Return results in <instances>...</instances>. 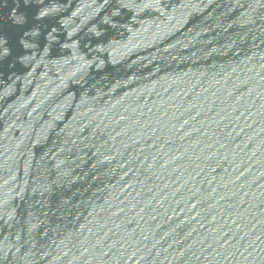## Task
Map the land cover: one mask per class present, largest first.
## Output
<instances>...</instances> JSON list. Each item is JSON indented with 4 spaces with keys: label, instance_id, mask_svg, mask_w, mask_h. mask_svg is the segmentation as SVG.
<instances>
[{
    "label": "water",
    "instance_id": "95a60500",
    "mask_svg": "<svg viewBox=\"0 0 264 264\" xmlns=\"http://www.w3.org/2000/svg\"><path fill=\"white\" fill-rule=\"evenodd\" d=\"M0 264H264V0H0Z\"/></svg>",
    "mask_w": 264,
    "mask_h": 264
}]
</instances>
